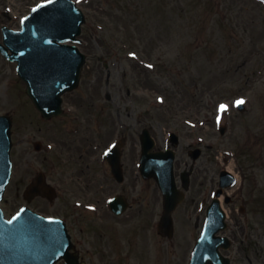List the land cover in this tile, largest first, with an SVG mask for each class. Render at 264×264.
I'll use <instances>...</instances> for the list:
<instances>
[{
    "label": "rangeland",
    "instance_id": "rangeland-1",
    "mask_svg": "<svg viewBox=\"0 0 264 264\" xmlns=\"http://www.w3.org/2000/svg\"><path fill=\"white\" fill-rule=\"evenodd\" d=\"M41 1L0 0V26L5 22L20 28L23 18ZM76 1L89 20L82 35L87 40L84 48L88 61L79 88L65 96L66 112L61 118L47 121L41 118L26 92V84L17 74L16 63L0 53V113L9 114L13 119L14 168L3 203L8 214L25 203L23 191L27 176L31 179L37 168L45 166L51 171L55 164H60L59 169L74 164L76 146H64L70 134L63 133L76 127L95 145L102 143V148L112 140L110 131L118 129L128 137L125 150L129 160L138 149V134L144 127L151 129L160 147L167 140L168 132L175 130L181 136L177 148L178 172L191 160L190 145L203 147L198 166L200 181L207 190L215 175L212 159L217 149L238 150L235 145L222 146L214 131L220 104L225 102L235 108L239 96L249 95L250 107L241 115L243 125L252 123L261 128L264 124L262 0ZM99 57L108 61L109 68ZM145 65L153 72L146 70ZM256 75L259 79L251 88L249 77ZM108 95L110 99L106 98ZM205 113H209L206 116L209 120L203 116ZM196 115L201 117L199 122L194 120ZM232 120L237 146L252 149L254 145L251 147L240 140L242 137L245 140L244 127L241 130ZM238 131L241 137L236 134ZM38 139L46 148L39 156L33 147ZM200 140L203 141L200 143ZM262 142L264 145V139ZM84 147L94 152V148ZM260 147L256 145L258 151ZM151 184L140 180L138 193L142 198L152 196ZM155 197L159 202L162 200L158 189ZM45 206L46 212L58 213L50 205ZM187 207L184 203L176 215L172 241L151 232L141 235L144 240L140 239L135 244L137 247H126L127 242L130 245L134 242V230L138 231L134 228L145 225L142 214L130 222L129 229L110 222L115 229L112 232L101 230L98 225L94 247H91L96 264H125L122 260L128 261L127 264H185L200 230V221L186 213ZM159 209L161 203L157 204L156 211ZM87 225V231L94 232V228H89L90 221ZM106 240L111 244L107 250L102 247ZM115 242L119 247H114Z\"/></svg>",
    "mask_w": 264,
    "mask_h": 264
},
{
    "label": "flooded vegetation",
    "instance_id": "flooded-vegetation-1",
    "mask_svg": "<svg viewBox=\"0 0 264 264\" xmlns=\"http://www.w3.org/2000/svg\"><path fill=\"white\" fill-rule=\"evenodd\" d=\"M240 114L233 113L225 116L228 123H225L223 129L220 125L218 133L219 142L222 143V146L226 144L235 145L238 150L233 147L217 149L212 159V163L216 166L215 175L212 177L210 187L207 190H205L203 182L200 181V167H197L192 174L191 184L186 191V199L182 204H187L188 211L186 213L190 216L195 215L200 221V226H202L208 209L215 199V192L216 198L221 201L227 215L228 226L223 233L230 238L231 247L224 254L229 258L230 264H264V145L262 142L264 124L261 128L252 123L243 125ZM76 118L79 119L80 117ZM232 119L238 123V128L241 127L242 130L244 127V143L251 144V147L254 145L252 149L247 147L246 150L245 147L237 146L233 140L235 139V131ZM60 127L57 128L58 131ZM76 128L65 129L66 132L63 133L70 134V138L65 140L67 142H64V146L70 144L76 146L73 153L74 164H62L63 169H59L60 164H55L51 171H48V168L44 166L47 169L48 181L57 189V197L54 200H47L42 196H37L31 201L24 198L25 203L22 204V207L28 205L40 214L63 218L70 228L74 245L76 250L80 252L82 260H86L88 264H96L94 259L96 256L91 247H94V236L97 235L98 225L99 229L112 232L115 229L110 222L123 224L129 229L130 222L142 214L145 222L144 227L141 228L140 225H137L134 229L137 228L138 231L134 230L132 239L134 242L132 245L129 242L126 244V247L129 248L137 247L135 244H139L140 239L144 240L141 235H149L151 232H155L156 220L162 215V212L160 209L156 211L157 204L160 202L155 197L157 191L155 181L150 185L153 190L152 196L145 199L138 193V185L141 180L137 167V162L140 160L139 145H137L138 149L135 150L134 156L130 160L126 155V150H123L121 161L124 179L120 181L114 175L108 159L102 152V143L95 145L92 139L81 131V128L78 131ZM118 131V129L110 131L109 137L112 140L116 137L120 138L121 135ZM236 134L242 136L239 131ZM224 137L228 138L222 140ZM109 143L110 141L107 143V147ZM257 144L261 146L259 151L256 149ZM84 146L94 148V152L89 149L87 151ZM243 151L244 154H242ZM42 152L43 150L38 151V153ZM41 170L43 169L37 168L36 174L40 173ZM55 170L60 172L55 173ZM225 170L237 174L238 179L233 184L222 187L224 181L222 175L225 174ZM26 180V186H28L32 178L28 179L27 176ZM227 182L230 183V180ZM179 186L182 187L181 183ZM114 198L117 200L114 204L115 209L122 208L124 203L126 204L124 212L119 214L115 212L111 203V199ZM45 205H50V208L58 211V213L46 212ZM87 221L92 224L89 228H94V232L87 231ZM87 234L88 236H85ZM102 234L104 235V232ZM259 237H261L262 243H260ZM102 247L107 250L111 244L106 240ZM114 247H119L116 242ZM175 253L176 251H174ZM107 260L105 259V261ZM121 263L127 264L128 261L122 260Z\"/></svg>",
    "mask_w": 264,
    "mask_h": 264
},
{
    "label": "water",
    "instance_id": "water-1",
    "mask_svg": "<svg viewBox=\"0 0 264 264\" xmlns=\"http://www.w3.org/2000/svg\"><path fill=\"white\" fill-rule=\"evenodd\" d=\"M36 9L25 19L22 30L4 27L7 46L0 43V49L6 57L19 61V72L28 83V92L39 110L50 117L62 112V93L79 83L85 56L77 47L61 41L74 39L80 33L84 17L72 0H53ZM10 128V117L0 115V200L12 170ZM146 140L151 141L147 134ZM160 155L164 160L158 180L169 188L174 181L173 153ZM45 188L40 179L31 187L34 194ZM9 222L0 210V264H54L62 257L69 264H81L77 255L69 251L70 236L61 221L40 218L39 233L26 231L22 213ZM172 222L171 208H167L163 225L168 232ZM202 242L205 240H201L200 247Z\"/></svg>",
    "mask_w": 264,
    "mask_h": 264
},
{
    "label": "snow or ice",
    "instance_id": "snow-or-ice-1",
    "mask_svg": "<svg viewBox=\"0 0 264 264\" xmlns=\"http://www.w3.org/2000/svg\"><path fill=\"white\" fill-rule=\"evenodd\" d=\"M52 2H53V0H48V3H52ZM33 11H37V9L34 8ZM236 103H237V105H241V104L244 103V101L241 99V100H238ZM226 108H227L226 105H221V106H220V110H221V111L226 110ZM9 223H11V221H10Z\"/></svg>",
    "mask_w": 264,
    "mask_h": 264
}]
</instances>
